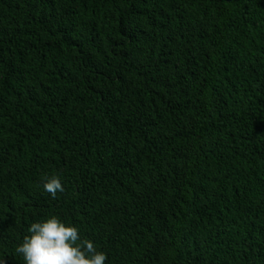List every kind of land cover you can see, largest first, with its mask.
<instances>
[{
    "label": "trees",
    "instance_id": "obj_1",
    "mask_svg": "<svg viewBox=\"0 0 264 264\" xmlns=\"http://www.w3.org/2000/svg\"><path fill=\"white\" fill-rule=\"evenodd\" d=\"M53 215L106 264H264V0H0V264Z\"/></svg>",
    "mask_w": 264,
    "mask_h": 264
},
{
    "label": "clouds",
    "instance_id": "obj_2",
    "mask_svg": "<svg viewBox=\"0 0 264 264\" xmlns=\"http://www.w3.org/2000/svg\"><path fill=\"white\" fill-rule=\"evenodd\" d=\"M43 188L53 198L57 192H64L58 176L46 179ZM30 235L23 238L16 252L26 264H106L103 251L97 250L90 239H81L76 226H68L53 215L43 222L33 223L28 229Z\"/></svg>",
    "mask_w": 264,
    "mask_h": 264
}]
</instances>
